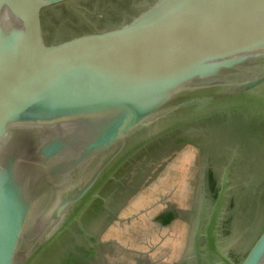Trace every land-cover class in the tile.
I'll list each match as a JSON object with an SVG mask.
<instances>
[{
  "label": "water",
  "instance_id": "water-1",
  "mask_svg": "<svg viewBox=\"0 0 264 264\" xmlns=\"http://www.w3.org/2000/svg\"><path fill=\"white\" fill-rule=\"evenodd\" d=\"M72 1L0 0V264H35L155 143L264 106V0H153L52 39ZM240 264H264V224Z\"/></svg>",
  "mask_w": 264,
  "mask_h": 264
},
{
  "label": "flooded vegetation",
  "instance_id": "flooded-vegetation-1",
  "mask_svg": "<svg viewBox=\"0 0 264 264\" xmlns=\"http://www.w3.org/2000/svg\"><path fill=\"white\" fill-rule=\"evenodd\" d=\"M257 109L218 117L142 151L35 264H225L211 253L212 243L240 264L264 224V106ZM185 153L181 205L161 194L135 209L139 200L149 201L152 187L169 182L167 171Z\"/></svg>",
  "mask_w": 264,
  "mask_h": 264
},
{
  "label": "rangeland",
  "instance_id": "rangeland-1",
  "mask_svg": "<svg viewBox=\"0 0 264 264\" xmlns=\"http://www.w3.org/2000/svg\"><path fill=\"white\" fill-rule=\"evenodd\" d=\"M152 1L153 0H75L69 5H63L61 9L58 8L57 10L47 11L44 14L45 29L52 39H60L76 33L79 30L105 28L119 23L122 19H130ZM188 158L186 153L178 157V160L173 162L170 169L167 171L168 175H166V178L169 182L163 183L160 181L159 187H152L150 192L152 193L153 191L154 193L150 194L152 197H150L149 201L145 203L139 200L137 204L134 205L136 207L135 209L141 210L144 209L143 207L147 208L151 206V204H153L152 201H154L156 197L159 198L161 194L166 195V200L174 201V203L178 202L180 204L183 198V186L187 184L188 180L189 172L185 167V165H188ZM163 184L164 186H161ZM158 208L161 209V207L157 206L151 210L156 211ZM148 233L149 236H153L152 228ZM172 241V236H169L165 244L169 245ZM179 249L180 247H177L175 252H179Z\"/></svg>",
  "mask_w": 264,
  "mask_h": 264
},
{
  "label": "trees",
  "instance_id": "trees-1",
  "mask_svg": "<svg viewBox=\"0 0 264 264\" xmlns=\"http://www.w3.org/2000/svg\"><path fill=\"white\" fill-rule=\"evenodd\" d=\"M167 221H169V220H167V219H166V221H165V222H167Z\"/></svg>",
  "mask_w": 264,
  "mask_h": 264
}]
</instances>
